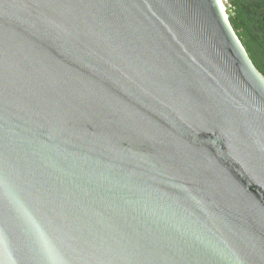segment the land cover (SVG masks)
Instances as JSON below:
<instances>
[{
	"label": "water",
	"instance_id": "water-1",
	"mask_svg": "<svg viewBox=\"0 0 264 264\" xmlns=\"http://www.w3.org/2000/svg\"><path fill=\"white\" fill-rule=\"evenodd\" d=\"M0 264H264V77L222 0H0Z\"/></svg>",
	"mask_w": 264,
	"mask_h": 264
},
{
	"label": "trees",
	"instance_id": "trees-1",
	"mask_svg": "<svg viewBox=\"0 0 264 264\" xmlns=\"http://www.w3.org/2000/svg\"><path fill=\"white\" fill-rule=\"evenodd\" d=\"M228 22L256 70L264 77V0H222Z\"/></svg>",
	"mask_w": 264,
	"mask_h": 264
},
{
	"label": "rangeland",
	"instance_id": "rangeland-1",
	"mask_svg": "<svg viewBox=\"0 0 264 264\" xmlns=\"http://www.w3.org/2000/svg\"><path fill=\"white\" fill-rule=\"evenodd\" d=\"M223 2V1H222ZM223 4H224V8L226 9V4H225V2H223ZM225 13H226V11H225Z\"/></svg>",
	"mask_w": 264,
	"mask_h": 264
},
{
	"label": "built area",
	"instance_id": "built-area-1",
	"mask_svg": "<svg viewBox=\"0 0 264 264\" xmlns=\"http://www.w3.org/2000/svg\"><path fill=\"white\" fill-rule=\"evenodd\" d=\"M224 5V4H223Z\"/></svg>",
	"mask_w": 264,
	"mask_h": 264
}]
</instances>
